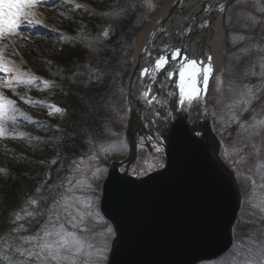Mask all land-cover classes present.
I'll use <instances>...</instances> for the list:
<instances>
[{
    "label": "rangeland",
    "instance_id": "rangeland-1",
    "mask_svg": "<svg viewBox=\"0 0 264 264\" xmlns=\"http://www.w3.org/2000/svg\"><path fill=\"white\" fill-rule=\"evenodd\" d=\"M165 1L38 0L37 7L31 8L29 11L32 13L29 18L34 23L32 25L22 24L19 35L10 38L13 41H20L18 52L15 53L11 50L5 38L0 39V47H2L0 59H4L6 62L10 60L11 64V66H7L11 71L9 74H0L3 77L0 78V102L7 100L13 102L12 105L5 103L3 113L0 114V188L13 189L15 187L18 192L28 197V202L35 201L29 209H25L23 213L19 214V219L17 218L16 221L0 223V264H38L34 257L29 259L27 256H21L17 249L25 250L32 247L30 243L24 241V237L36 236L37 233L43 235V225L46 223L47 214L42 216L40 212L42 209L52 207L53 197L58 198V194L64 191V188L60 186L66 183V178L70 175L69 169L72 161H69L62 151L61 144L62 138H65V132L59 125L64 122L65 113L61 110L57 112L56 108L52 106V92L49 86L61 84L65 80L66 71L71 70L76 74L79 67H83L85 64L72 63L69 68H63L62 71L58 64L52 63L51 59L57 57L64 44V37L61 36L60 29H66L73 25L75 42L81 44L88 52L87 60L101 58L100 60L105 61L103 51L106 48H114L112 40L117 41L119 38L124 40L125 35L122 32L123 26H125L124 15L129 14L126 12H130L136 17L141 11L137 17L139 18L138 22H135L134 27L132 26L133 30L128 40L130 43L132 34L141 22L151 16L155 9ZM252 4L235 6L233 13L230 14L228 20L231 43L229 67L228 72L226 68V72L220 77V80L223 81V84L220 85L221 91H223L229 88L232 73L239 67L249 73L244 77L245 84L248 86L239 85L236 87L231 93L232 100L227 101L221 92L216 91V84L212 99V103L218 109L216 130L222 143H225L222 155L237 173L243 168L246 157H255V148L258 151H264L263 135L250 137L247 133H242L243 137L248 140L246 146L248 151L246 155L241 153L237 147V139L231 138L235 136L234 132L236 131L231 128L225 131L222 125L223 120L244 106L255 109L257 106L256 95L264 89V28H259L260 25H264V18L261 16H259V20L252 18L254 13L250 12L251 8H248ZM262 7L264 8V5ZM247 19L250 20L247 21L250 23H246ZM35 21H39V23L37 24ZM241 36L244 37L243 40L239 39ZM5 44L7 47L4 46ZM128 55L129 53L126 56V66H123V71L130 65V56ZM258 70L259 73L256 72ZM109 79L110 77L107 80V85H109ZM16 98L22 102L20 107L14 105ZM228 104L233 106L229 108ZM39 106H46L48 110L42 112L43 109ZM28 116L43 119L40 121L35 119L34 123H30L32 120L30 117L27 118ZM253 116L255 117L254 122H259L263 119L261 117L264 116V113ZM51 120H58L59 123L51 126L52 129L49 127L50 130L44 129L45 123L50 124ZM93 121L94 124H100V122H96L97 119H93ZM107 124H110L109 119L103 124L101 123L100 126L104 127ZM227 134L231 139L226 138ZM8 140H11L14 148L24 149V152L28 153L30 157L17 154L15 151L12 154L4 153V144ZM117 140L121 141L119 137L112 141L111 139L93 138L87 144V150L82 152L78 160H87V155H91L93 152L99 153L101 144L107 146ZM258 145L261 150L258 149ZM117 153L120 152H115L116 156ZM114 156V152L99 155V159L95 163L99 167H106L109 157ZM142 159L147 160L148 165L159 164V161L152 160L146 154L142 155ZM255 160L256 157L252 162ZM103 179L96 182L100 186V197ZM263 180L264 176L260 178L256 176L254 181L252 179V181L246 182L247 204H249V209L256 213V217L264 216V211H262L264 209ZM97 204V211L100 214L99 222L93 220L90 224L86 220L84 227H88L89 231L80 232L77 230V235L85 242L86 248L88 244L94 246L92 249H87L90 252H95L96 247L102 246L107 241L109 253L114 232L113 234L107 233V228L111 226L102 217L99 208L100 199ZM28 211L34 213L31 219L23 216L27 215ZM93 224L94 227H92ZM257 249H261L262 252ZM108 253L103 264H106ZM262 258H264V248L257 241L249 245L246 240L242 248L238 247L233 258L226 257L210 264H264V261H260ZM49 264H56V262L49 261ZM61 264H71V260L63 261Z\"/></svg>",
    "mask_w": 264,
    "mask_h": 264
},
{
    "label": "snow or ice",
    "instance_id": "snow-or-ice-1",
    "mask_svg": "<svg viewBox=\"0 0 264 264\" xmlns=\"http://www.w3.org/2000/svg\"><path fill=\"white\" fill-rule=\"evenodd\" d=\"M37 4L38 0H0V39L19 35L22 23L32 25L34 21L28 18L32 15L28 9L37 7ZM220 10H224V5H220ZM35 23L38 24L39 21H35ZM161 27H163V22L161 23ZM209 27L210 20L208 18H205L202 22L198 21L196 17L189 18L185 22L188 35L183 39V42L187 44H202L203 29ZM168 35L174 39H178V42H180V38H177L175 33L170 32ZM239 39L243 40L244 37L241 36ZM209 43H211L210 40ZM4 46L7 47V44ZM181 53L182 50L180 48H174L169 52L168 45L165 44L159 54L154 56L151 67L139 69L140 78L147 76L152 82H156L157 74L159 73L162 83L165 80H172L176 72V69L172 66L179 63V83L177 85L179 89V107L177 110H180L185 105V102L188 105H191L194 101L197 103L200 102L198 98L202 90L198 88V83H202L203 91L206 93L210 77L213 73V57L208 52L204 53L206 60L200 61L190 58L186 54L182 56ZM9 72L10 69L4 63L0 62V74H8ZM248 75V71L237 67L232 73L229 88L223 91H221L220 87L223 81L219 77H216V91L221 92L227 101H231V93L236 87L239 85L248 86L244 80V77ZM0 78L3 77L0 76ZM150 94L151 83L145 87L142 93L143 99L148 105L158 102V96L154 94L150 96ZM5 103L7 105L13 104L11 100L0 102V114L3 113ZM232 106V104H228L229 108ZM56 111L59 112L60 109L57 107ZM254 111L255 109L244 106L238 112L228 116L227 119L222 121L225 131H228L230 128L235 130L239 140L244 139L241 133H247L250 137L264 135V120L254 122L255 117L252 115ZM156 115H160L159 110H157ZM171 117L172 114L170 112L168 115L169 123L171 122ZM112 135L114 136L115 133H112ZM159 145L160 142L158 141L157 146H155L156 153L162 151V147ZM123 147V142L119 140L111 142L107 146L101 144L99 153L93 152L91 155L86 154L87 160L74 159L72 161L69 169L70 175L66 178V183L60 186L64 188V191L58 194V198L53 197V205L51 208L42 209L40 212L42 216L47 214L46 223L43 225V235L41 236L40 233H37L36 236L24 237V241L30 243L32 247L25 250L18 248L17 251L20 252L21 256H27L29 259L34 257L38 264H49V261H55L56 264H61V262L67 260H71V264H103L108 253L107 241L102 246L96 247L95 252H90L87 249H92L94 246L88 244L86 248L85 242L77 235V230L80 232H88L89 228L84 227L85 221L88 220L91 224L93 220L97 222L100 220V214L97 211V202L100 199V186L96 182L106 177L108 169L106 167H99L95 162L98 161L99 155L118 152ZM153 167L163 168L165 165L163 163L158 166L148 165L149 169ZM136 175L139 177L142 173L137 172ZM32 203H35V201H32ZM247 203L248 201L245 199L244 204L246 205ZM26 214L30 217L34 215L31 211H28ZM254 217H256V213L251 209L243 210L234 219L230 232L234 231L236 227H240L241 229H254L257 224V219L259 224L264 226V216H259L257 219H254ZM17 218L19 219V217ZM94 226L93 224L92 227ZM107 233L113 234L111 227L107 228ZM245 235H247L249 245L256 239L255 231H246ZM237 239L241 240V244L230 243L229 248L243 247L244 241L242 238L238 235ZM225 251L227 252L228 250Z\"/></svg>",
    "mask_w": 264,
    "mask_h": 264
},
{
    "label": "water",
    "instance_id": "water-1",
    "mask_svg": "<svg viewBox=\"0 0 264 264\" xmlns=\"http://www.w3.org/2000/svg\"><path fill=\"white\" fill-rule=\"evenodd\" d=\"M211 162L216 168L199 176L157 174L142 185L110 178L103 205L118 239L109 264H196L228 250L239 195L217 158Z\"/></svg>",
    "mask_w": 264,
    "mask_h": 264
},
{
    "label": "bare ground",
    "instance_id": "bare-ground-1",
    "mask_svg": "<svg viewBox=\"0 0 264 264\" xmlns=\"http://www.w3.org/2000/svg\"><path fill=\"white\" fill-rule=\"evenodd\" d=\"M214 1H225V0H207V5H211ZM217 7H220L221 4H217ZM172 6L166 7L165 11L162 14V17L165 18L169 8ZM201 0H190L187 4L184 5V8L181 10V13H176L175 17L173 16V21L172 23H169L166 26V33L165 36L168 37V33L170 32H176L177 35H180L184 32L185 28H182L185 24L186 21L189 20L191 17H196L198 21L205 20V18H208L210 20V27L207 29L203 30V47L204 46H209V47H214L215 49L220 47V45L223 44V27L221 23V15L214 13L206 16L204 12L201 10ZM153 23H150L148 25V28L145 30L144 34L141 35L139 41L143 43L142 46L139 45V53L142 56L144 52H149L151 51V48L149 47L152 45V38L150 39L149 42L145 41L146 39L144 38L152 29H153ZM163 38V36H160V39ZM149 39V38H148ZM147 39V40H148ZM209 40L211 43H209ZM192 49L199 48L198 44H192L190 45ZM202 47V49H203ZM217 50V49H216ZM218 52V51H217Z\"/></svg>",
    "mask_w": 264,
    "mask_h": 264
},
{
    "label": "trees",
    "instance_id": "trees-1",
    "mask_svg": "<svg viewBox=\"0 0 264 264\" xmlns=\"http://www.w3.org/2000/svg\"><path fill=\"white\" fill-rule=\"evenodd\" d=\"M72 92L68 95H60L59 99L62 100V104L67 106L70 111V116L76 119V124H79L81 118L80 115L83 113L82 106L80 104V98L78 96H74L77 92L79 95L86 97L87 99H91L94 95H90V90H86L87 88H83V86L74 85L71 83ZM89 94V95H88ZM62 98V99H61ZM16 189H10L6 187L5 189L1 190L0 192V223L5 221H10V215H15L18 206L21 204L19 200V196Z\"/></svg>",
    "mask_w": 264,
    "mask_h": 264
}]
</instances>
